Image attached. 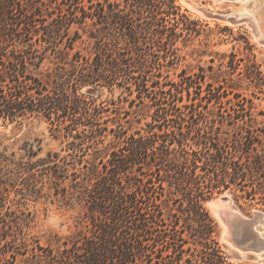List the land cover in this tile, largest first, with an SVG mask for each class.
Wrapping results in <instances>:
<instances>
[{
	"label": "trees",
	"instance_id": "trees-1",
	"mask_svg": "<svg viewBox=\"0 0 264 264\" xmlns=\"http://www.w3.org/2000/svg\"><path fill=\"white\" fill-rule=\"evenodd\" d=\"M44 4L46 0H0V120L42 116L52 130L73 137L67 148L71 161L50 151L37 160V170L55 178L57 196L66 197L69 190L59 180L72 176L70 188L85 204V229L65 237L57 248L38 241L28 256L25 245V261L182 264L185 253H192L185 245L193 243L202 246V254L195 262L187 257V264H236L214 237L217 224L203 201L233 189L240 192L238 198L264 206V127L247 124L238 113L211 114L209 103L230 90L207 82L208 75L221 74L205 68L171 83L152 81L157 90L151 96L153 48L161 51L160 63L178 49L180 23L187 35H197L189 17L179 16L176 0H61L53 8L61 14L48 24ZM78 43L87 44V54L76 48ZM228 63L235 67L236 60ZM203 77L204 95L199 86ZM126 83L136 86L142 103L150 97L156 110L134 132L122 124L111 127V139L104 144L109 127L102 125L103 113L111 109L120 114L124 96L101 99L87 93L102 87L125 92L131 87ZM84 87L87 91L81 92ZM166 183L179 193L175 203L184 207L188 202L183 209L194 214L196 227H185L174 208H167ZM6 253L1 264H15ZM11 256L16 258L15 252Z\"/></svg>",
	"mask_w": 264,
	"mask_h": 264
},
{
	"label": "rangeland",
	"instance_id": "rangeland-1",
	"mask_svg": "<svg viewBox=\"0 0 264 264\" xmlns=\"http://www.w3.org/2000/svg\"><path fill=\"white\" fill-rule=\"evenodd\" d=\"M60 1L46 0V4L43 5L46 23L53 24L54 18L61 14L59 8L53 9L59 6ZM176 3L179 5V16L187 15L188 25L198 30V34L187 35L186 31L183 32V23H180L178 49L174 50L173 55L167 60L160 58V63L157 54L161 51L156 49L157 46L153 48L155 54L150 55L151 62L148 68L151 96H155L157 90L152 81L171 83L179 80L182 74L190 76L196 72L200 73L202 68H205L209 74L213 72L221 74L218 78L208 75L207 82L214 85L222 83L230 90L229 94L225 93L217 101L209 103V112L223 113L227 117L238 113L245 116L247 124L264 127V0H176ZM122 6H125V2ZM64 8L63 13L67 10L66 6ZM51 11L53 13L49 15ZM86 45L78 43L76 48L87 54ZM230 59L236 60L235 67L228 63ZM222 60L224 64L221 63ZM210 66L214 67L213 71ZM201 79L203 81L199 86L203 87L200 90L204 95L206 84L204 77ZM126 86L131 87L125 92L119 87L112 92L107 87H102L94 88L92 92L87 93L101 99L113 95L124 96L120 103V114L111 109L103 113L102 125L109 127L107 131L109 136L105 137L104 144H108L111 139L109 133L111 127L118 125L120 127L122 124L121 126L129 132H134L146 126V122L152 120V114L156 110L150 97H144L142 103V99L136 97L138 93L136 86L132 83H126ZM169 86L164 88L168 89ZM86 91L87 87L81 89V92ZM184 93L186 94V91ZM135 98L137 101L131 107L130 103ZM110 106L115 108L113 105ZM130 109H132L130 114L124 112ZM52 126L42 116L14 122L0 120V256H2L0 264L4 261L5 251L11 263L28 264L25 261L26 256L21 254L26 247L29 249L27 256L38 241L42 245L57 248L65 237L85 229V204L83 196L70 188L72 176L59 180L58 184L67 186L69 190L66 197L57 196L55 188L58 185L54 182L55 178L41 176V169L37 170L39 164L37 160L47 157L50 151L59 152L60 157L72 160L67 148L73 137H64V131L62 133L52 130ZM32 149L34 153L31 152ZM30 153L33 155L30 156ZM59 162L63 164V161ZM72 166L73 164L68 165L69 172L75 170ZM166 186L169 204L167 208H174V212L178 213L185 227L187 224L196 227L197 222L192 217L194 214L190 215L186 210L188 202L185 201L184 207L178 202L175 203L179 193H174V189H170L167 183ZM239 193L233 189L215 193L213 197L203 201V206L217 224L214 237L229 261L236 264H264V225L260 231L261 239L253 243L259 250H263L261 252L245 250L240 244L247 242V226L232 218L229 230L225 232L226 225L211 206V201L221 200L229 209L248 219H254L260 212H264V206L257 200L238 198ZM191 226L183 234L186 238H190ZM6 241L10 242L6 244ZM185 246H191L192 253H185L182 264H187L185 262L187 257H191L193 262L200 258L201 245L187 243ZM13 252L16 258L11 256Z\"/></svg>",
	"mask_w": 264,
	"mask_h": 264
},
{
	"label": "water",
	"instance_id": "water-1",
	"mask_svg": "<svg viewBox=\"0 0 264 264\" xmlns=\"http://www.w3.org/2000/svg\"><path fill=\"white\" fill-rule=\"evenodd\" d=\"M234 218L239 220L241 223L245 224L248 228L247 242L245 244L241 243L240 246L245 250H253V251L261 252L263 249L259 250V247H257V245H254L253 243L255 240L257 241L261 239L262 235L260 234V231L262 230V226L264 225V212H260L254 219H248L241 215ZM231 220H229L230 221L229 225H231L232 223Z\"/></svg>",
	"mask_w": 264,
	"mask_h": 264
},
{
	"label": "bare ground",
	"instance_id": "bare-ground-1",
	"mask_svg": "<svg viewBox=\"0 0 264 264\" xmlns=\"http://www.w3.org/2000/svg\"><path fill=\"white\" fill-rule=\"evenodd\" d=\"M186 3H188V1ZM211 206H212L214 212L217 213L222 218L223 223L226 225L227 229H225V232H228V230H229V227H230V225H229L230 221L229 220H231L234 217L241 215L238 212H236L232 209H229L225 205V203L221 200L211 201Z\"/></svg>",
	"mask_w": 264,
	"mask_h": 264
}]
</instances>
